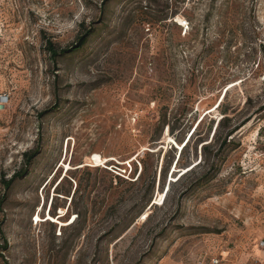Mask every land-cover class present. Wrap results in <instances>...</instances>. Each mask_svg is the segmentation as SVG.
I'll return each instance as SVG.
<instances>
[{"label": "rangeland", "instance_id": "374dc122", "mask_svg": "<svg viewBox=\"0 0 264 264\" xmlns=\"http://www.w3.org/2000/svg\"><path fill=\"white\" fill-rule=\"evenodd\" d=\"M103 1L0 0V264H264V0Z\"/></svg>", "mask_w": 264, "mask_h": 264}, {"label": "trees", "instance_id": "16d2710c", "mask_svg": "<svg viewBox=\"0 0 264 264\" xmlns=\"http://www.w3.org/2000/svg\"><path fill=\"white\" fill-rule=\"evenodd\" d=\"M106 1V0H105ZM105 1H103V3H105ZM83 26V25H82ZM92 31L93 30H86L83 34H81L78 38H77V40H76V42H75V44H73V45H71L69 48H63V49H60V50H56L55 48H54V46H53V44H52V42H48L47 43V45H46V50L48 51V53L50 54V57H51V59H58V58H60V57H62V56H65V55H67V54H70V53H72V52H74V51H76V50H79L85 43H86V41H87V38L89 37V35L92 33ZM226 119H228L226 116H223L222 118H220V122L221 121H224V120H226ZM236 129L237 128H235V129H233V130H231L230 131V133L228 134V135H232V133L234 132V131H236ZM173 131V128H171L170 129V132H172ZM184 146V145H183ZM182 146V147H183ZM201 148L204 150L205 148H206V146H205V144H202L201 145ZM185 149V148H184ZM183 149V150H184ZM183 150H182V152H183ZM182 152H181V154H182ZM38 153V150H37V148L36 149H34V150H32L31 152H27V153H25L24 155L26 156V159L24 160L25 162V165H29L30 163H31V161H32V159H33V157L36 155ZM181 154H180V156H181ZM180 158V157H179ZM179 161V160H178ZM213 165V164H212ZM211 165V166H212ZM26 173H27V170H26V168H23V169H21V170H18L17 172H14L13 174H12V176L8 179V180H4L3 181V188H4V190L7 192V191H9L10 190V188H11V186H12V184H13V182L16 180V179H19V178H21V177H23L24 175H26ZM139 176V175H138ZM137 176V177H138ZM136 177V178H137ZM205 180H208V178H206ZM204 180V181H205ZM55 190L57 189V187L56 188H54ZM151 207L153 206V204L151 203V205H150ZM52 215H55V214H52ZM4 247H6V242H4V246H3V249H4ZM1 255V254H0ZM4 264H6V261H4Z\"/></svg>", "mask_w": 264, "mask_h": 264}, {"label": "bare ground", "instance_id": "6f19581e", "mask_svg": "<svg viewBox=\"0 0 264 264\" xmlns=\"http://www.w3.org/2000/svg\"><path fill=\"white\" fill-rule=\"evenodd\" d=\"M182 23H184V20H180V21H178V24H179V26H180V24H182ZM8 102V101H7ZM160 200L161 199V197H160V193L158 192V194H157V196H156V198H155V201H153V204L157 201V200ZM151 206H149L144 212H142L141 214H139L140 215V217H139V219L138 220H140V221H145L146 219H147V217H148V215H149V213L151 212ZM138 218V217H137ZM140 221H139V223H140ZM119 240V239H118Z\"/></svg>", "mask_w": 264, "mask_h": 264}, {"label": "built area", "instance_id": "2783aa9c", "mask_svg": "<svg viewBox=\"0 0 264 264\" xmlns=\"http://www.w3.org/2000/svg\"><path fill=\"white\" fill-rule=\"evenodd\" d=\"M188 25V22L184 20V23L180 24V27H185ZM8 96L0 94V106L4 107L7 104Z\"/></svg>", "mask_w": 264, "mask_h": 264}]
</instances>
